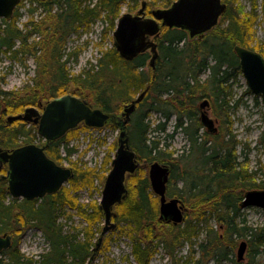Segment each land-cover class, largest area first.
<instances>
[{"label":"trees","instance_id":"trees-1","mask_svg":"<svg viewBox=\"0 0 264 264\" xmlns=\"http://www.w3.org/2000/svg\"><path fill=\"white\" fill-rule=\"evenodd\" d=\"M174 1L161 0L158 5L167 8ZM258 1L250 0L251 11L244 12L238 0H222L226 4L225 12L202 38L191 39L184 30L162 28L156 75L151 81L150 72L145 69L149 59L147 52L126 61L113 46L102 51L95 64L89 63L76 75H69L65 69L66 63L76 60L80 52L77 49L64 54L68 35L96 20L105 24V34L112 32L123 4L127 3L128 10L133 11L138 0H20L10 20L0 19V61L2 55L10 61L31 58L36 70L31 82L22 89L4 90L0 86V148L13 149L40 138L35 125L22 121L7 125L6 116L18 115L28 107H38L42 101L46 103L68 93L115 114L121 104L129 102L130 94L134 95L150 83L126 126L129 144L139 165L127 178V195L115 206L113 218L118 233L131 241L134 262L148 264L159 247L172 256L177 247L191 244L198 237V229L192 223L209 220L214 221L218 229L209 228L208 234L213 237L206 236L198 246L215 264L227 258L229 250L236 246L234 238L238 237L247 238L248 256L264 252V224L250 227L240 214L244 193L264 188V181L255 182L256 172L248 170L246 156L240 160V142L232 131L230 112L239 101L229 105L233 84L241 75L234 46L254 50L264 58V42L255 40L253 30L258 9L264 22V0ZM25 2L29 5L28 17L19 28L16 22ZM150 6L146 4L147 15H150ZM38 10L41 11L39 18H34ZM71 85L74 89L69 92ZM204 98L209 99L212 114L219 123L215 133L205 131L199 122L197 103ZM150 112L160 115L155 125L148 119ZM171 118H174L173 131L166 134ZM116 121H108L106 125L117 129ZM69 132L49 142L45 148V154L59 165L74 151L73 147H68V141L75 129ZM176 132L183 133V147H187L180 154L169 150V145L163 144L159 137L160 134L165 135L164 139L173 137ZM19 138L22 144H17ZM111 160L112 155L108 154L102 166L105 173L110 170ZM153 161L169 167L166 195L180 199L186 207L184 224L173 225L159 218L158 197L152 192L147 176V165ZM69 163L73 177L67 187L41 199L12 198L6 181L0 182V234L9 235L12 240L11 247L2 251L0 264L90 263L101 232L95 227L103 219V213L97 200L79 204L72 194L81 188H96L95 179L102 189L105 174L78 166L76 162ZM6 169L7 166H2L0 176ZM67 206L86 222L81 237L63 231L58 221L59 211ZM29 227L39 229L47 242V249L37 259L25 256L18 248L17 237ZM215 231L221 236L215 235ZM104 238L101 244L107 243Z\"/></svg>","mask_w":264,"mask_h":264},{"label":"water","instance_id":"water-1","mask_svg":"<svg viewBox=\"0 0 264 264\" xmlns=\"http://www.w3.org/2000/svg\"><path fill=\"white\" fill-rule=\"evenodd\" d=\"M20 0H0V19L10 20ZM146 2L141 3L136 13H123L116 21L112 32L113 46L118 55L131 61L147 50L151 52L150 66L154 70L157 58L156 44L152 38L157 36L162 27L178 28L187 31L189 38H195L212 29L226 10L221 0H175L167 8H156L145 16ZM241 74L248 91L258 97L264 105V58L260 53L234 46ZM148 88H145L129 104L124 105L123 119L115 123L118 127L117 147L111 160V168L106 175L99 200V208L104 216V225L93 249L94 258L106 233L116 228L112 218L116 215L114 208L127 195L126 181L134 173L139 163L135 152L129 144L127 123L136 104L140 103ZM208 105L204 99L200 104V124L209 133H215L217 127L214 120L203 110ZM28 107L18 115L6 117V124L23 121L34 124L37 133L45 140L44 145L24 144L13 149L0 148V170L7 166L0 182L6 181L7 191L12 198L33 200L58 192L73 177L70 168L58 165L45 154L48 143L62 137L67 131L80 123L89 128H102L108 121L114 122L115 114L106 113L100 108L92 107L87 101L70 94L54 98L41 109ZM169 167L157 161L147 165V176L150 188L158 197L159 218L177 225L184 220L185 206L176 197L166 195L169 181ZM242 208L258 207L264 212V189L248 190L240 203ZM11 247V237L0 234V254ZM247 242H240L237 249V261L243 259Z\"/></svg>","mask_w":264,"mask_h":264},{"label":"rangeland","instance_id":"rangeland-1","mask_svg":"<svg viewBox=\"0 0 264 264\" xmlns=\"http://www.w3.org/2000/svg\"><path fill=\"white\" fill-rule=\"evenodd\" d=\"M145 1L146 4L150 3L149 7L152 9L160 8L158 2L161 0H138V5L133 11L128 10V4H123L121 8V14L123 13H134L140 8L141 2ZM156 2V6L152 5ZM239 4L243 7L244 12L251 11L252 5L250 0H238ZM260 3V0L258 1ZM28 3L25 2L24 6L19 9V16L17 18V26L19 28L23 27L24 22L28 17ZM40 10H38L34 18H39ZM258 19L255 21L253 26L255 40L259 42H264V22L261 20L260 9L257 10ZM105 24L100 20H96L91 23L88 27H80L76 33L70 34L66 38L64 54L71 52L72 50L79 49L78 58L76 60L70 59L66 65L65 69L69 75H76L82 71V69L87 68L89 63L95 64L96 59L100 56V53L113 46L112 32L106 33L104 31ZM0 61V86L4 90H19L22 89L26 84L31 82V78L35 75L36 66L31 58L19 61H10L3 55ZM147 69V68H146ZM148 70V69H147ZM205 74L201 77L205 78ZM2 78H4L2 80ZM69 92H72L74 87L70 86ZM245 80L241 75H238L236 82L232 87L233 98L229 105L234 104L235 100L239 101L236 107L230 109L231 119L233 120L232 131L236 135V139L240 142L238 145V153L240 154V160L247 157L248 160V170L255 171V182L259 183L264 181V105L261 100H255V96L249 91ZM138 93V92H137ZM137 93L134 95L130 94L129 101L136 97ZM199 102V101H198ZM202 101H200L201 103ZM42 101L41 104H44ZM90 104V103H89ZM125 104V103H124ZM124 104H121L118 111H121ZM92 105V104H91ZM199 103H197V106ZM204 108L203 110H205ZM209 112V110H208ZM210 114V113H209ZM212 114V111H211ZM210 114V116H211ZM214 115L212 114L211 117ZM7 117V116H6ZM6 117L4 118L6 122ZM215 117V116H214ZM151 125H155L160 119V115L156 112H150L148 116ZM174 118L168 123L166 134H171L173 129ZM219 123L216 122V127ZM86 126L76 127L75 132L72 134L70 140L68 141V147H73L74 151L68 160H63L60 165L64 167H70L71 162H76L78 166L94 168L99 174L102 169L107 155H114L117 147L118 130L112 128L111 126L105 125L99 129H83ZM72 129V130H74ZM67 131L64 135H68ZM160 140L162 143H167L169 145V150L175 151L180 154L184 149L185 137L183 133L176 132L173 133V137L165 138V135L160 134ZM43 140L36 138L33 142L35 145L42 144ZM17 144H22V138H19ZM112 145H115V149L112 150ZM62 156H64V148L61 151ZM111 163V162H110ZM104 181V180H103ZM99 182L95 179L94 189L89 190L88 188H81L73 192L78 200L79 204H86L90 200L95 199L98 201L101 197V189ZM68 182L63 186L67 187ZM103 186V185H102ZM180 186V184H178ZM264 188H254L252 190H262ZM91 192V193H90ZM186 208V207H185ZM186 211H184V219L186 218ZM241 218H244L246 224L250 227H261L264 224V212L258 207H246L240 209ZM190 221L191 218L187 217ZM59 223L62 224V229L70 235H77L81 237L83 235V229L86 226V222L82 219L73 209L69 206L64 207L59 211ZM184 224V223H182ZM181 224V225H182ZM196 225L198 229V237L194 241L189 243H184L180 247H177L173 255H169L168 252L163 248L159 247L157 252L150 259L148 264H215L214 260L210 256H204L201 248L198 246L200 241H204L207 237H213V235L208 234V229L213 228L218 229L214 221L192 223ZM104 225V218L101 219L99 224H97L96 229H101ZM183 226V225H182ZM215 235L221 236L218 231L213 232ZM99 233L96 234L98 237ZM104 241L107 243L100 245L95 258L92 262L87 264H136L131 256V241L118 233L117 228L109 231L104 236ZM18 248L27 257L38 258V255L45 252L47 249V242L42 236L39 229L35 227L27 228L18 237ZM236 240V246L229 250L227 258L223 260L220 264H233L231 259H236L237 249L242 241L247 242L246 237L234 238ZM93 240V242H95ZM221 247H225L222 245ZM211 249V247H209ZM248 247L244 253L243 259L238 264H264V252L255 254L254 256H248Z\"/></svg>","mask_w":264,"mask_h":264},{"label":"flooded vegetation","instance_id":"flooded-vegetation-1","mask_svg":"<svg viewBox=\"0 0 264 264\" xmlns=\"http://www.w3.org/2000/svg\"><path fill=\"white\" fill-rule=\"evenodd\" d=\"M146 16V15H145ZM146 17H148V16H146ZM216 26V25H215ZM161 31H162V29H161ZM161 31L159 32V34L157 35V36H154L153 38H152V40H153V42L156 44V50H157V58H156V60H155V68H154V70L152 69V67L150 66V64H149V62H150V58H151V52H150V50H147V51H145V52H147L148 54H149V59L147 60V65H146V68L148 69H146L148 72H150V80L152 81V80H154V78H155V75H156V63H157V59H158V55H159V48H158V46H159V42H158V38H160L161 37ZM206 33V32H205ZM204 33V34H205ZM204 34H201L200 36H196L195 38H202L203 37V35ZM144 52V53H145ZM143 54V53H142ZM139 56V55H138ZM137 56V57H138ZM136 57V58H137ZM136 58H134V59H136ZM133 59V60H134ZM133 60H131V61H133ZM145 88H148L147 89V91H146V93L148 92V90H149V88H150V83H148L145 87H144V89ZM144 89H142V90H140L138 93H137V95H136V97L144 90ZM146 93H145V95H146ZM75 96V95H74ZM77 97V96H76ZM135 97V98H136ZM145 97V96H144ZM143 97V98H144ZM135 98H133V99H135ZM133 99H131L128 103H125L124 105H127V104H129ZM204 99H206L207 101H208V105L207 106H205L204 108H206L204 111L207 113V115H208V117H210L212 120H214V122H215V125H216V122H217V120H216V118L213 116V117H211L212 116V114H211V108H210V101H209V99H207V98H204ZM204 99H202V100H199V104H200V101H203ZM143 100V99H142ZM141 100V101H142ZM45 104V103H44ZM44 104H39V106H38V109H39V111L41 112L42 110V107L44 106ZM123 105V106H124ZM137 105L138 104H136V106H135V109H136V107H137ZM94 107V106H93ZM135 109H134V111H135ZM208 110H209V112H208ZM122 111H123V107H122V109H121V111H119V113H115V115L117 116V118H116V120H120V119H123V116H122ZM134 111L130 114V116L134 113ZM197 113H198V118H199V116H200V113H201V110H200V108H199V105H198V109H197ZM211 114V116H210V114ZM130 120V119H129ZM84 126V124L83 123H80L79 125H77V127H80V126ZM205 131H207L205 128H203ZM208 132V131H207ZM43 143H45V141L43 142ZM4 166V165H3ZM6 166V165H5ZM236 260H237V257H236Z\"/></svg>","mask_w":264,"mask_h":264}]
</instances>
